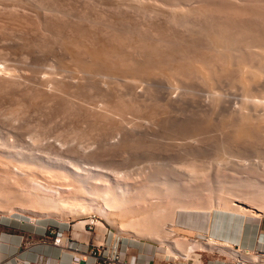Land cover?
Masks as SVG:
<instances>
[{"label":"rangeland","instance_id":"obj_1","mask_svg":"<svg viewBox=\"0 0 264 264\" xmlns=\"http://www.w3.org/2000/svg\"><path fill=\"white\" fill-rule=\"evenodd\" d=\"M15 1L16 0H0V10H2L0 11V14H1L0 15V67L2 66L3 68V69L0 68V73H1L0 74V77H1L0 78V135H1L0 138H2L3 141L5 140V141H8V143H10L4 147L1 144L2 140H0L1 142L0 149L6 150L7 148H9V149H14L16 151V150H21L22 146L28 147V145L30 144L29 148L31 147V149H33V152L37 149L35 151L36 156L43 159V162H44V160H46L47 157H45L43 153L44 154L46 153L42 152L40 154V152L44 148L45 149L47 148L46 150L44 149L45 151H49L52 149L50 151L52 152L54 150L53 146L58 145L60 147L56 151L57 152L59 151V154H61L62 152V155L64 154L66 159H69L70 161L72 160L71 162L74 164H77V167L82 166L81 169H83V166H84L83 164H85L84 162L86 161L92 162L91 160H93L94 158L101 157L100 159L97 158V160H94L92 163H95L96 161L100 163L101 165L105 166L106 169L112 167L117 173L119 172V174L117 175V177H114V175H109L110 179L108 178V181H110V184L108 181L106 180L102 181L101 179L96 183L91 181L90 186H93V183H94L95 188H99V189L102 188L101 193L105 189H111L114 187V189L117 191L119 195L122 193H125L126 195L124 194L123 199L117 202H114L115 204L113 203L115 207H112L113 208V209L111 208L112 210L109 208L108 213L110 214L111 217L112 216L114 217V218L112 217L114 220V223L111 224L105 221L104 219H100L97 212H95V210L92 207H90L96 204L89 203L90 199L88 198V196L86 197V192L82 187L83 184H80V182H76L74 178H72L70 172L66 171V169L71 170L73 168L71 165H68V167L65 166V169L57 168V170H56V167H53L55 168L53 172L52 171L48 172L49 169L52 170L53 168H49V169L42 168L41 169V167H39L38 164H35L33 162L36 159L35 160L31 159L30 156L32 155H28L30 154V152H27L28 156L26 154H23V156L25 155L27 156L26 157L27 164L26 163L21 164L19 165L20 167L19 166L17 167L16 164H13V162H11L12 165L7 164V161L8 163H10L9 162L10 159L8 158L7 160V157L5 158L4 156L3 158V156L1 157L0 155V235H9V236L15 235L16 237L19 238V240L22 239L21 245H25L26 243L28 244L38 239H39V242L43 239H47L48 241H50V236H51V233L49 232L50 230H55V231L62 230V232L64 233L63 235H66L68 237H73L78 247L80 248H84L85 246L89 248V243H102L103 245H107L110 243L109 246L113 245L116 248V250L124 252L125 249H127V252H128L130 251L131 246L141 245L143 247V250L153 255V258L150 260L149 264H152L154 262L155 263L157 262V264H163L168 261L171 264L172 263L174 264H204L210 258L220 259L222 264H240L238 262L239 260L237 259V257L233 256L227 251H224V250L220 251L217 246L213 245L212 246L213 248H212L211 246L204 245L205 247L201 248V247H195L194 244L192 243V242L195 243V240L197 238L196 236H197L198 230H196L197 228L195 227H200L199 232L200 233L202 232L201 234H204V235L211 234L215 230H218V231L220 230V233L223 234L222 236H226L229 238L230 237L235 238V237H238V234L242 236L241 226H243L244 230H248L249 228V235L250 237H253V242H254L255 236H257V238H260L258 237V234H260L261 232L264 233V197H263L264 196V191H263L264 190L263 188L264 187V153H263L264 148H262L264 147V142H262L264 141V137L261 138V135L259 137L257 136L258 138H261L262 141L261 139L256 140L257 139L256 137L252 139L240 138V140H237L236 142H234L231 140L232 138H229L228 136L229 134H227V133H230V129L227 130L225 128V125H226L225 122H228L226 117L229 116L232 110L233 111L236 110V107L238 106V102L243 96L242 94L243 90L240 88V86L236 84L234 80H232L233 75L230 76L231 73H228V76H227V73H225L226 75L222 74L221 77L218 78L219 80L215 79V82L212 84V87H208L200 83V81L196 79L197 78L196 76H195L196 78L193 76L194 78L191 77L189 80L181 81L182 83L179 81L178 87L175 88V90L178 89V91L175 93L176 94L175 97H174L175 94L170 95L167 93L168 91H166L167 90L166 86L160 84L162 82H160L159 84L156 83L157 85L156 84L151 85L148 80L147 82L149 84L145 82L146 80H144L143 83L140 82L141 84L140 83L136 84V86L137 85L139 86L135 87V85H133L134 86L133 87L130 84H126L127 82L124 84L125 81L124 82L121 81V84L116 85V82L113 79L111 80L110 78L109 79L107 77L105 78L103 77V75L101 76V78H99L100 77L99 75H98L99 77H95L97 75L95 76L92 75L91 79L86 78V81L85 79H83L85 84L82 83L83 80L81 79L82 82L79 83L80 85L74 84V86L73 85L71 86L70 85L71 80L70 78H68L69 69L66 70L67 68L64 67L66 66L65 63H68L69 61L66 59V56L63 54V50L59 49V48H62L61 43H59L60 44L59 45L58 42H55V40L59 41V39H56L57 38L56 35H55L56 37H54L55 40L52 39L53 43L54 44L57 43L58 46L52 44L51 43L52 41L49 42V39H50L49 37L51 36L50 35L51 33L44 35L45 31L42 32V29H45V27L42 25L41 22H40L41 24L40 26L44 28L41 27L42 29L37 30L38 21H36L37 18H35L33 14L36 15L37 11L44 12L43 9L46 8L47 10L48 9L54 10L55 13L57 14L60 13V16L67 14L68 16L70 15V17L71 16L80 17L78 15H83L82 17H84L86 15L87 19L89 18V20H92V21L94 19V22L96 21L104 22V19L110 16L113 17L112 15L114 14L112 13H114L115 10L120 6L118 8V10L120 11L115 12L117 13L116 15L118 17L114 16L111 22L112 21L114 22L115 20L116 24H113V25L119 26L122 29L125 27L123 30L126 31L127 34L129 33L128 37L132 38V36H134L133 38L136 39V41L133 39V41L136 43H134L132 40H129V41H132L134 46L135 44L138 46L139 49L135 46L137 50H143L142 49L143 48L142 46H144L143 43L149 44L150 42H147V40L149 39L148 41L152 42L154 36L151 35L150 33L149 35L151 36H148L147 35L148 33L146 34L145 31L143 34H140L139 33L140 28L138 27H140L142 24L147 22L146 18L143 17L146 15L145 12L149 10L148 12H150L149 14H151L154 10H157V8H155L156 6L155 7L149 6V9H148L147 8L148 5L146 7V4L144 6L141 3V2H144L145 0L144 1L142 0L141 1L140 0H126V1L120 0L121 3L117 2V4H119L117 5V7L116 5L115 7L114 5H112L111 0H107V1L106 0H103V1L102 0L100 1L99 0H67V2L66 0H54L56 4H54L53 0H44V2L43 0L42 1L41 0H31V2H29V0H17L18 2H15ZM38 1L39 2L41 1V2L39 3ZM131 1L133 2V4ZM191 1L193 0H190L189 3H183L184 5H182L181 9L186 12L185 9L188 7L190 3L191 4L196 3L198 7H196L197 5L195 4L191 5V11L188 10L185 13L187 16L185 15L182 18L180 17L181 19H178L177 22L175 20L174 21L172 20L174 23H176V26L174 25L173 22H171L170 17L168 18L169 15L165 17L167 13L165 15H160L159 18H161V16L162 17L164 16L163 17L164 20L163 18L162 20L165 21V23L170 24L171 22L175 26L176 29L174 28L173 25H171L172 28H170V25L166 24V26L168 25L170 29H173L172 30L173 32L170 30L171 33H174V31L176 30L177 34H179L183 30L182 29L183 26L181 24L183 23L185 24L186 21H189L190 19L192 21L193 19L199 16L197 14L198 8L201 5L204 6V4H202L201 2L200 3L197 2V0H195L196 2L193 1V3ZM228 1L227 0L226 1L213 0V3L212 2H210L211 4L208 3L207 6H204L202 10L205 11V9L211 5V8L213 11L208 10V9H207L208 12L205 11L208 15H209V12L210 13L213 12L211 14H214L215 16L216 15L223 16V15H226L227 14L226 11H228L227 16H229V13L232 12L229 16L230 18L234 16L235 12H236L235 16L239 15L238 17H241L242 15H244V13H246L245 11L244 13L239 12V11L244 10L243 7H247L248 10H250L251 8L254 9L256 7V9L259 11V9L261 7L263 8L264 6L261 4V3H264V1H261V0L259 1L246 0V2L243 1L246 4L249 1L246 6H244L245 3L243 4V2H242L243 5L241 3L238 5L234 2V6H233L232 5L233 3H230L233 1L230 0L229 2L230 4L227 3ZM35 2L36 3L38 2L37 5ZM108 2H109V5H108ZM224 2L226 4H224ZM256 2L259 3L261 7H257L258 4H256ZM51 3H53L54 5ZM71 3L73 4L71 5ZM126 3H129V5L131 4L130 7ZM214 4L217 5L218 10L217 8H215L216 6H213ZM228 4H229L228 6L229 8L226 9V6ZM249 4H250V7H249L250 9L248 8ZM110 5L111 7L112 6L114 7L112 8L113 10L115 9L114 11H112ZM132 5L133 6L135 5V7L133 8ZM230 5L233 6L231 8L232 10H229ZM87 6L89 8H87ZM37 7L39 8L41 7L40 10L39 8L36 9ZM136 7H139V9H137ZM151 7L153 9L152 12H151ZM184 7L185 9H183ZM195 7L197 8L196 10H194ZM92 8L96 9V11ZM125 8L126 9L130 8L131 11L130 9L126 10ZM140 8H143V9H141L140 11ZM102 9L104 11H101ZM145 9L146 10L148 9V10L146 11ZM188 9H190V7H188ZM222 9L224 10L226 9V10L221 12ZM109 10L112 12L109 13ZM121 10L122 11L124 10V13L123 12L121 13ZM215 10L218 13L219 12L220 13L215 14L217 13ZM75 11L79 14L75 15L74 14L76 13ZM251 11L250 12L247 11V12L251 13ZM258 11H255V12L257 13ZM155 12H156L155 16H159L160 12L158 11H155ZM165 12L167 11H164V13ZM223 12H226V14H223ZM238 12L240 14H238ZM92 13L93 15H91ZM161 13H163V11H161ZM107 14H112V15L107 16ZM253 14L251 13L250 15H253ZM208 15H206L205 18H207ZM147 16H151V18L153 19L155 18V16H152V15H147ZM57 17L59 16L53 17L54 19L52 20L49 19L48 20L49 23L50 21L51 22L59 21L60 17L59 19H57ZM122 17L125 18V20ZM252 17L254 18L252 19V21L255 20V17H256L255 21H257L260 15L259 16L255 15V17L254 16ZM62 18L63 17L61 16V19ZM166 18H168L169 22L166 21L167 20ZM229 18H226L225 21L228 20ZM65 19H62V21ZM73 19L75 20V18ZM81 19H79L78 21H81V23H83L84 20L83 18ZM129 19L131 20L128 22ZM157 20H158V17L156 21ZM162 20L159 19L158 21L163 22ZM180 20H181V23H180ZM209 20L211 19L207 18L208 22ZM24 21H25V24H24ZM34 21H35V24H34ZM66 22L67 20H65V23ZM75 23L77 24V22ZM62 24H64V21ZM160 26L163 27V25H160ZM207 27H206V32L208 31ZM187 29L189 30V28ZM208 29H211V27H209ZM131 31L133 33H131ZM41 32L43 33V35H41ZM184 32L188 33V34L185 33V35L187 36L190 33V31L189 32L184 31ZM165 34H162V36ZM139 35L142 37H139ZM166 35H169V36H166ZM166 35L165 36L167 38L169 37L168 41H166L167 38L163 36L164 38H166V39H164L163 37L161 38L165 40V41L163 40L161 41L163 42L162 44L163 46H161L159 42V46L157 48L161 46V48L163 49L164 44L168 43L167 45H165L166 50H169V52L173 48L175 50V47L173 48L171 47V49H169L170 47L168 48L166 47V46H170V44L173 46L177 45L174 42H172L173 40L171 37L172 35L171 36L170 34H166ZM46 36H49L47 37L49 39H46ZM53 36L54 35H52V38ZM137 37H139L138 39L142 38L139 40V42L143 44V45L142 44L140 45L142 48H140L139 45L137 44L138 42ZM193 37L194 39L197 40L196 33H194ZM193 37L191 38L193 39ZM37 38L40 39V41ZM28 40H31V41H28ZM47 40L49 44L51 45L48 44ZM141 40H145V42L144 41L142 42ZM169 40L173 44L170 43ZM23 41L26 44L27 42L28 43L30 42L29 44L31 46L29 47V44H28L27 47L29 48L27 49V47L25 46L26 44L24 43L21 44V42ZM152 44L150 43L149 45L150 49L154 47V45ZM21 45H23V47H21ZM52 45H53V48H51ZM146 47H148V45ZM180 48H179L180 50L178 48L176 49H178V51H180L181 53L182 51H184L185 48L184 47H180ZM144 52H146V50L142 51V53L145 55ZM166 52H167L166 54L169 56L170 53H168V51ZM163 56H162V59L165 58V53L163 54ZM63 61H65V63ZM164 61L166 62L167 60H164ZM1 63L3 65H1ZM7 64H8V67L9 65L11 66L7 68L9 69V71H12L13 68L16 69L15 67H17L19 71L17 69H16L17 71L13 70L11 72L12 74L14 72L13 75H10L11 73H6L5 71H7V69L4 68V65H7ZM20 65L21 66L24 65V67L27 68L28 70L27 72H29L30 74L29 77H25L24 74L22 73H21L22 75L20 74L21 70H23L20 68L21 67ZM64 68L67 71V74ZM45 70L50 71V73L52 72L51 74L52 76L50 78L45 77V75L44 76L40 75V74H45L46 72ZM63 71L65 72V74H63ZM60 72L61 74H58ZM5 77H7L8 81L6 80ZM93 77H95V81L92 79ZM102 78L104 81L100 80ZM13 80H15L14 84H13ZM19 81H20V84H19ZM55 81L60 84L57 85ZM159 81H162V79H160ZM61 82L66 83V84L62 83L63 88L66 86V89L59 87V86H62ZM104 82L107 83V85L104 84ZM44 85L46 86V88ZM76 85H77V89L75 87ZM261 85L263 87H261ZM261 85L260 87L258 86L257 88H253L252 92H250L251 95L252 93H254L253 97L256 100L261 99L262 98L261 96H263L264 94L263 92L264 84L262 83ZM67 86L71 88H68ZM22 87H24V89ZM40 87L41 89H38ZM51 87H53L55 91L53 89L52 91ZM67 88L70 90H67ZM259 88H260V91H259ZM35 89H37L38 91ZM255 89H257V91ZM103 90H105L106 92ZM261 90L263 93L261 92ZM46 91L49 93L52 91V93L58 94V95L54 96L51 93L53 95L51 97L53 98H50V94L48 93L45 94ZM41 92L42 94L44 92L45 95L44 94L42 95ZM60 93L62 97L60 96ZM257 94L258 95L261 94V95L258 96ZM32 95L37 96L36 99H38L39 101L38 100L35 101V98ZM40 95H42L43 97ZM64 95H65V98L63 97ZM46 96L47 97L49 96L51 101L47 99V102H46L45 100ZM30 97L31 99L33 97L34 98L33 100L36 103L33 100H31ZM173 97L176 99L175 100L172 99ZM58 98H60V100ZM212 98L216 101L217 105L215 104V102H212L213 101ZM107 99L108 101H106ZM56 100H59L61 102H58ZM110 100L113 101L114 103H110L111 102ZM31 101H32V104L31 103L29 104L28 102H31ZM33 102H34V105L36 104L35 106L33 105ZM122 104L123 105L125 104L127 107L125 105L123 106ZM145 104H147V106ZM210 104L211 105L215 104L216 108L213 105L210 106ZM27 105H28V108H27ZM30 105H32V107ZM94 106L97 109L101 108L100 110L103 112V113L101 112L102 115L98 113L100 112V110L98 111L97 109L93 108ZM120 106L122 107L120 108ZM123 107L125 108V110H123L124 109ZM150 111L156 112L154 113L155 118L154 119L152 118L153 121L151 118H149L152 116L148 115ZM104 112H109V113H104ZM98 114L100 116H98ZM104 114L105 115L107 114V115L105 116ZM103 116L105 118H103ZM257 134H259V132ZM263 134L262 136H264ZM250 140L252 141L250 142ZM51 145L53 146L51 147ZM100 145L102 147H100ZM55 148H57V146ZM259 150H261L260 153L262 154H258L259 152L257 153V151ZM14 155H15V152H14ZM53 155L52 154L50 155L51 157L50 160L49 159L46 160L47 162L48 161L50 162H48V164L45 163L47 164L45 166H50V165L55 166L57 164L58 162L57 160H56L57 162L54 160H51L52 158L57 157L56 155L55 157ZM89 157L91 160L88 159ZM11 158H15V157H11ZM36 161L38 162V160ZM194 164L197 166H195ZM188 165H191L192 167ZM12 166H14L15 169H13L14 167L12 168ZM16 168H18L17 170H19V173H17L18 171L17 172L14 171L16 170ZM112 168L110 171L113 170ZM81 169H78L80 171L77 173L80 174L81 172V175L84 176L83 174L84 171H81ZM32 172L34 173L32 174ZM191 172H193L194 175ZM190 174L193 175L194 177L193 176L191 177ZM31 178H34V179H31ZM168 179L171 181V183L178 184V190L176 191L171 190L172 186L169 185L171 183H169L170 181H168ZM160 182L164 184H161ZM31 185L37 188V190L40 193H42L41 195L48 196L56 200L59 199L60 202L63 201L62 206H61L62 208L59 206L60 208L54 209L50 206L47 207V205L45 204L35 203L36 202L34 200L35 194L34 195L30 194V191L32 188ZM157 187H160L162 189L157 188ZM119 188L123 191L121 192ZM260 188L263 190H261ZM236 198L241 201L237 202V200H235ZM108 199H106L107 203L109 202ZM93 202L94 203L98 202L99 204L102 203V201L100 200L98 201L97 198H94ZM105 202L106 201L104 200V203ZM235 204L239 206H243L244 208L249 209V211L239 210L236 212L235 210V212H230L224 209L225 207H233ZM183 206L189 207L191 209L196 208V210L178 211ZM194 213L197 215H195ZM183 215L184 217H182ZM73 227L76 228V230H74ZM169 230L171 232H167ZM170 233H175V236H172L170 238L169 236ZM165 234H168L169 237H167V240H162L164 238L161 236H165ZM176 234L180 236L177 237ZM155 235L158 236L159 240ZM169 239H171L173 242L170 243ZM172 243L174 244V246L176 244L178 255L173 254L170 250L167 249L168 246L166 244L172 245ZM256 244H257L256 242H254V244L249 242L250 247L249 246L248 247L255 249L257 247ZM190 245H193L194 249L192 250L189 249ZM242 249H245V247L243 246ZM259 249L261 251H264V245L263 247H259ZM182 253L185 255L183 256ZM214 260L210 261V263H212ZM71 261H72V264H81L82 262L81 260L77 262L72 259ZM25 262L26 264H47V263H40V262L36 263L35 261H29V260ZM142 262H145V261H142ZM20 264H24V261L20 262ZM245 264H264V258L260 260L257 259L256 261L255 260L246 261Z\"/></svg>","mask_w":264,"mask_h":264},{"label":"bare ground","instance_id":"obj_2","mask_svg":"<svg viewBox=\"0 0 264 264\" xmlns=\"http://www.w3.org/2000/svg\"><path fill=\"white\" fill-rule=\"evenodd\" d=\"M42 1V0H41ZM40 1V2H41ZM54 1V0H53ZM100 1V0H99ZM103 1V0H102ZM107 1V0H106ZM112 1V5H114V7H115V5H116V7H117V5H119V4H117V2H120V0H111ZM126 1V0H125ZM141 1V0H140ZM142 1H144V0H142ZM147 1V2H146ZM187 0H153V1H151V0H145L144 2H141L142 3V5H144L145 6V4H146V7H147V5H148V9H149V6H152V7H155V8H157V10H154L153 12H152V7H151V12L154 14H149L150 12H148L146 9V11L147 12H145L146 13V17L145 16H143V14H142V16L144 17V18H146V23H144V24H142L140 27H138V28H140V30H139V33L140 34H143L144 33V31H145V33L148 35V36H151V35H153L154 37H153V41L151 42V41H148L147 39V42H150L152 45H154V47H152V45H151V49L149 48L150 46V43L149 44H147V43H143L144 44V46H145V44H146V46L148 45V47H144V46H140L142 43H140L139 42V40L140 39H142V38H140V39H138L139 37H142V36H140L139 35V37H137V44L139 45V47L140 48H142L144 51L146 50V52H144L145 53V55L142 53V51L143 50H137L136 49V47L138 48V46L135 44V46H134V44H133V39L136 41V39L135 38H133L134 36H132V38L131 37H128V34L126 33V31H124L123 29L125 28H120L119 26H115V25H113V24H116V22H115V20H114V22L112 21L111 22V20H113V17L114 16H117L116 14L117 13H115V12H117V11H120V10H118V8L120 7H118L116 10H115V12L114 13H112V14H114V15H112V14H107V16L108 15H112L113 17H108V18H106V19H104V22L103 21H96V22H94V19L93 18H91V19H93V21L92 20H89V18L87 19V16L85 15L84 17H86V18H84V17H82L83 15H78V16H80L81 18H83V20L84 21H86V22H84L83 21V23H81V21H78L79 19H81L80 17H75V16H71L70 17V15L68 16L67 14H64V15H61L63 18L62 19H65V20H67V22L65 23V20H63L64 21V24H62L63 23V21H62V19H61V16H60V13L59 14H57V13H55V11L54 10H47L46 8V11H45V9H43V11L44 12H42V11H37V14L36 15H34L33 14V16H35V18H37L36 19V21H38L37 22V25H38V28H37V30H39V29H42V28H44L45 27V29H42V32H44L45 31V33H44V35H47V34H50L51 36L49 37V36H46V39H49V42L50 41H52V39L53 40H55V38L54 37H56L57 36V38L56 39H59V41H56L55 40V42H58V44L59 43H61V45H62V48H59V49H62L63 50V54L66 56V59L69 61L68 63H65V61H63L65 64H66V66H64V67H66L67 69L66 70H68L69 72H68V78H70V85L72 86H74V84H79L80 82H82L81 81V79L83 80V79H85V81H86V78L87 79H91V76L93 75V76H95V75H97V76H95V77H99V78H101V76L103 75V77H107L108 79L110 78L111 80L113 79L115 82H116V85H118V84H121V81H125L124 82V84L126 83V84H130V85H135V87H137V86H139V85H137L136 86V84H139L140 82H142L143 83V81L144 80H146L145 82H147V80L149 81V83L152 85H155L156 83L157 84H159L160 82H162V83H160L161 85H165L166 86V88H167V90L166 91H168L167 93L168 94H170V95H174L177 91H178V89H176L175 90V88H177L178 87V82L180 81H186V80H189L191 77H195L196 79H198L199 81H200V83H202L203 85H205V86H208V87H212V84L215 82V79H218L219 77H221V75L222 74H224V75H226L225 73H227V76H228V73H231L230 74V76L231 75H233L232 76V80H234L235 82H236V84L238 85V86H240V88L243 90V92H242V94H243V96L241 97V99L239 100V102H238V106L236 107V110L235 111H231V113L229 114V116H227L226 118H227V120H228V122H225V128L227 129V130H229L230 129V133H227V134H229L228 136H229V138H232L231 140L232 141H234V142H236L237 140H240V138H246V139H252V138H256L257 136L259 137L260 135H261V138L262 137H264V136H262V134L264 133L263 131H264V94H263V96H261L262 98L261 99H259V100H256L254 97H253V94L254 93H252V95L250 94V92H252V89L253 88H257L258 86L260 87V85L263 83L264 84V6H263V8L260 6V4L259 3H257L256 2V4H258V6L257 7H261L260 9H259V11L256 9V7L254 8V9H252V11H251V9L249 8L250 7V4H249V6H248V8L250 9V10H248L247 9V7H243V11H239V10H237V11H239L240 13H244V11L246 12V13H244V15H242L241 17H238L239 15L238 14H240L239 12H238V16H235L236 15V12H235V14H234V16H233V14H232V16L233 17H230V18H232V19H230L229 18V16H230V14L232 13H229V16H227V14H228V11H226L227 12V14H226V12H223V14H226V15H221V16H218V15H214V14H211V13H213V12H209V15L205 12V11H207L208 12V10H212V8H211V5L210 6H208L206 9H205V11L204 10H202L203 9V7L204 6H207V4L208 3H210V2H212L213 3V0L212 1H210V0H197V2H201L202 4H204V6H200V4H199V8H198V11H197V14L199 15L198 17H196L195 19H193L192 21H191V19L189 20V21H186V23L184 24L183 22V24H181L182 26H180V27H182V31L179 33V34H177V32H176V30L174 31V33H171V31L173 30V29H170V28H172L171 27V25H173L171 22H173L174 20L177 22V20L178 19H181L183 16H185L186 14V12L189 10V11H191V5H197L196 3H193V1L194 2H196L195 0H193V1H191L193 4H186V5H188V7H190V9H188V7L187 6H185V7H187L186 9H185V7L183 8V9H185L186 10V12L185 11H183L182 9H181V7H182V5H184L183 3H189L190 2V0L189 1H187ZM217 1V0H216ZM219 1V0H218ZM224 1H226V0H224ZM228 1V0H227ZM231 1H233V2H230V0L227 2V3H233L232 5L234 6V2L236 3V4H242V2L243 1H245L246 2V0H231ZM250 1V0H249ZM248 1V2H249ZM255 1H259V0H255ZM261 1H264V0H261ZM10 2V1H9ZM15 2H18L17 0L15 1ZM29 2H31V0H29ZM39 2V1H38ZM37 2V3H38ZM39 2V3H40ZM43 2H44V0H43ZM57 2V1H56ZM66 2H67V0H66ZM72 2V1H71ZM132 2V1H131ZM137 2H139V1H137ZM203 2H205V3H203ZM245 2H243V4L245 3ZM248 2H247V4H248ZM252 2V1H251ZM20 3V2H19ZM36 3V2H35ZM37 3H36V5H37ZM47 3V2H46ZM59 3V2H58ZM121 3V2H120ZM135 3V2H134ZM144 3V4H143ZM229 3V4H230ZM254 3V2H253ZM22 4V3H21ZM43 4V3H42ZM51 4H53V3H51ZM54 4H56L55 3V1H54ZM53 4V5H54ZM73 3H71V5H72ZM88 4H89V2H88ZM98 4V3H97ZM110 4H111V2H110ZM123 4V3H122ZM126 4H128L129 5V3H126ZM132 4H133V2H132ZM211 4V3H210ZM224 4H226L225 2H224ZM229 4L226 6V9H228L229 7ZM242 4V5H243ZM246 3H245V5L244 6H246L247 5ZM255 4V3H254ZM262 5H264V3H261ZM6 5V4H5ZM16 5H18V4H16ZM50 5V4H49ZM58 5V4H57ZM76 5V4H75ZM80 5V4H79ZM83 5V4H82ZM91 5V4H90ZM94 5V4H93ZM92 5V6H93ZM108 5H109V2H108ZM131 5V4H130ZM130 5H129V7H130ZM137 5V4H136ZM141 5V6H142ZM23 6V5H22ZM27 6V5H26ZM32 6V5H31ZM30 6V7H31ZM41 6V5H40ZM47 6V5H46ZM61 6V5H60ZM67 6V5H66ZM85 6V5H84ZM107 6V5H106ZM123 6V5H122ZM121 6V7H122ZM127 6V5H126ZM133 6V5H132ZM141 6H139V7H141ZM213 6H216L215 8H217V10H218V7H217V5L216 4H214ZM225 6V5H224ZM233 6H231L230 5V9L229 10H232L231 8L233 7ZM44 7V6H43ZM48 7V6H47ZM52 7V6H51ZM59 7V6H58ZM62 7V6H61ZM75 7V6H74ZM95 7V6H94ZM100 7V6H99ZM110 7H111V5H110ZM113 6L111 7V9L112 8H114ZM124 7V6H123ZM122 7V8H123ZM135 7V5L133 6V8ZM139 7H136L137 9H139ZM146 7H144V8H146ZM196 7H198V5L196 6ZM195 7V9L194 10H196L197 8ZM211 9H210V8ZM222 7V6H221ZM236 7H238V6H236ZM39 7H37L36 9H38ZM41 8V7H40ZM40 8H39V10H40ZM55 8H57V7H55ZM54 8V9H55ZM63 8V7H62ZM61 8V9H62ZM73 8V7H72ZM80 8V7H79ZM82 8V7H81ZM87 8H89L88 6H87ZM96 8V7H95ZM103 8V7H102ZM132 8V7H131ZM154 8V9H155ZM224 8V7H223ZM245 8H246V10H245ZM68 9V8H67ZM91 9V8H90ZM92 9H94V8H92ZM98 9H100V8H98ZM121 9V8H120ZM126 9V8H125ZM128 9V8H127ZM126 9V10H127ZM130 9V8H129ZM128 9V10H129ZM141 9H143V8H140V11H141ZM208 9V10H207ZM221 9V8H220ZM225 9V10H226ZM238 9V8H237ZM241 9V8H240ZM8 10V9H7ZM22 10V9H21ZM32 10V9H31ZM35 10V9H34ZM56 10V9H55ZM72 10V9H71ZM76 10V9H75ZM78 10V9H77ZM80 10V9H79ZM89 10V9H88ZM95 11H96V9H94ZM113 9H112V11H114ZM224 9H222L221 10V12L222 11H225ZM235 10V9H234ZM242 10V9H241ZM0 11H2V10H0ZM18 11V10H17ZM58 11V10H57ZM68 11V10H67ZM73 11V10H72ZM81 11V10H80ZM99 11V10H98ZM101 11H104L103 9L101 10ZM106 11V10H105ZM112 11H110L109 10V13H111ZM130 11H131V9H130ZM155 11H158V12H160L161 13V11H163V13H164V11H167V12H165L164 14L163 13H159V16H155L156 15V12ZM213 11V10H212ZM216 11V10H215ZM220 11V10H219ZM250 12L251 11V13L253 14V13H255V14H253V15H250L251 13H248V12ZM255 11H258L257 13L255 12ZM28 12V11H27ZM34 12H36V11H34ZM59 12V11H58ZM66 12V11H65ZM69 12H71V11H69ZM76 12V11H75ZM92 12V11H91ZM124 13V10L122 11L121 10V13ZM137 12V11H136ZM158 12H157V14H158ZM217 12V11H216ZM230 12V11H229ZM31 13V12H30ZM67 13V12H66ZM104 13V12H103ZM120 13V14H121ZM127 13V12H126ZM138 13V12H137ZM148 13V14H147ZM167 13V14H166ZM206 13V14H205ZM220 13V12H219ZM218 12L217 13H215V14H219ZM3 14V13H2ZM63 14V13H62ZM75 15L76 14H79V13H74ZM80 14H82V13H80ZM99 14V13H98ZM97 14V15H98ZM130 14V13H129ZM166 14V16L165 17H167V15H169L168 16V18L170 17V20H171V22H170V24H168V23H165V21H163L164 20V16L162 17L161 16V18H159L160 17V15H165ZM188 14V13H187ZM201 14V15H200ZM250 15V17H249V15ZM1 15V14H0ZM10 15H12V14H10ZM19 15H20V13H19ZM89 15V14H88ZM91 15H93V13L91 14ZM90 15V16H91ZM118 15H119V13H118ZM123 15V14H122ZM122 15H120V16H122ZM128 15V14H127ZM137 15V14H136ZM147 15H152V16H155V18L157 19V17H158V20L160 19V20H162V18H163V22L165 23H163V22H159L158 20L156 21V19L154 18H151V16H147ZM206 15H208V17L207 18H210L211 20H209V22L207 21V18H205L206 17ZM255 15L256 16H259L260 15V17L257 19V21H255L256 20V17H255ZM29 16V15H28ZM55 16H59L60 17V20L59 21H55V22H51L50 21V23H49V19H54L53 17H55ZM95 16V15H94ZM133 16V15H132ZM141 16V15H140ZM187 16V15H186ZM244 16V17H243ZM252 16H254L255 17V20L254 21H252V19H254ZM52 17V18H51ZM59 17H57V19H59ZM92 17V16H91ZM101 17V16H100ZM118 17V16H117ZM124 17V16H123ZM122 17V18H123ZM130 17V16H129ZM135 17V16H134ZM181 17V18H180ZM229 18L228 20H226L225 21V19L226 18ZM73 18H75V20L73 19ZM77 18V19H76ZM98 18V17H97ZM127 18V17H126ZM168 18H166L165 20L166 21H168L169 22V20H168ZM56 19V20H57ZM96 19V18H95ZM103 19V18H102ZM101 19V20H102ZM124 20H125V18H123ZM128 19V18H127ZM82 20V19H81ZM131 19H129L128 20V22L130 21ZM140 20V19H139ZM173 20V21H172ZM184 20V19H183ZM188 20V19H187ZM12 21V20H11ZM90 21V22H89ZM120 21V20H119ZM135 21V20H134ZM207 21V22H206ZM17 22V21H16ZM23 22V21H22ZM33 22V21H32ZM40 22L42 23V25L44 26V27H42V26H40L41 24H40ZM56 22H57V24H56ZM61 23V24H59V23ZM75 22H77V24L75 23ZM128 22H127V24H128ZM139 22V21H138ZM7 23H8V21H7ZM21 23V22H20ZM39 23V24H38ZM85 23V24H84ZM119 23V22H118ZM141 23V22H140ZM163 23V24H162ZM174 23V22H173ZM180 23H181V20H180ZM24 24H25V21H24ZM30 24V23H29ZM34 24H35V21H34ZM84 24V25H83ZM126 24V25H127ZM163 25V27H161L160 25ZM166 24H168V25H170V28H169V26L167 25L166 26ZM179 24V23H178ZM3 25V24H2ZM28 25V24H27ZM32 25V24H31ZM30 25V26H31ZM123 25H125V24H123ZM133 25V24H132ZM138 25V24H137ZM174 25L176 26V23H174ZM173 25V26H174ZM121 26V25H120ZM130 26V25H129ZM167 27V28H165V27ZM175 26H174V28H175ZM208 26V27H207ZM33 27V26H32ZM42 27V28H41ZM47 27V28H46ZM123 27V26H122ZM206 27H207V32H209V33H207L206 32ZM209 27H211V29H208ZM34 28V27H33ZM98 28H100V29H98ZM131 28V27H130ZM134 28V27H133ZM178 28V27H177ZM187 28H189V30L187 29ZM15 29V28H14ZM35 29V28H34ZM176 29V28H175ZM23 30V29H22ZM36 30V31H37ZM127 30V29H126ZM136 30H138V29H136ZM136 30H134V31H136ZM171 30V31H170ZM191 30H193V31H191ZM12 31H14V30H12ZM41 31V30H40ZM140 31H142V32H140ZM180 31V30H179ZM184 31H190V33H189V35L187 36V35H185V33L186 34H188L187 32H184ZM218 33H217V32ZM41 32V35H43V33ZM128 32V31H127ZM165 32H166V34H170V36L172 37V42H174L175 44H177V45H171L170 44V46H166L167 48L168 47H170L169 49H171V47L173 48V47H175V50H174V48L173 49H171L170 50V52H169V50H166V48H165V45H167L168 43H165L164 44V48L162 49L161 48V46H163L162 44H163V42H161L163 39H161L163 36L164 37H166V36H169V35H166L165 34ZM173 32V31H172ZM24 33V32H23ZM38 33V32H37ZM40 33V32H39ZM131 33H133L132 31H131ZM149 33L151 34V35H149ZM193 33V34H192ZM194 33H196V36H197V40L196 39H194V37H193V35H194ZM217 33V34H216ZM136 34V33H135ZM162 34H165V35H163L162 36ZM52 35H54L53 36V38H52ZM56 35V36H55ZM134 35V34H133ZM137 35V34H136ZM185 36H187V37H185ZM24 37H26V36H24ZM23 37V38H24ZM41 37V36H40ZM43 37V36H42ZM47 37H49V38H47ZM100 37V38H99ZM163 37V38H164ZM191 37H193V39L191 38ZM20 38V37H19ZM31 38V37H30ZM45 38V37H44ZM129 38V39H128ZM145 38V37H144ZM143 38V39H144ZM150 38V37H149ZM152 38V37H151ZM167 38V37H166ZM166 38H164V39H166ZM169 38V37H168ZM168 38L166 39V41H168ZM17 39V38H16ZM25 39V38H24ZM38 39V38H37ZM171 39V38H170ZM18 40V39H17ZM39 41H40V39H38ZM129 40H132V41H129ZM25 41V40H24ZM24 41L23 42H21V44L22 43H24ZM28 41H31V40H28ZM142 42L144 41L145 42V40H141ZM163 41H165V40H163ZM27 42V41H26ZM34 42V41H33ZM36 42V41H35ZM47 42H48V40H47ZM49 42H48V44H49ZM159 42H160V44H161V46L159 47V48H157L158 46H159ZM169 42H170V40H169ZM172 42H170V43H172ZM13 43V42H12ZM30 43V42H29ZM28 42H27V44L26 43H24V44H26L25 46L27 47V45L29 44ZM37 43V42H36ZM35 43V44H36ZM52 44H54L53 43V41L51 42ZM134 43H136V42H134ZM140 43V44H139ZM10 44V43H9ZM19 44V43H18ZM34 44V45H35ZM42 44V43H41ZM142 44V45H143ZM173 44V43H172ZM14 45V44H13ZM37 45V44H36ZM47 45V44H46ZM49 45H51V44H49ZM54 45H57V43L56 44H54ZM60 45V44H59ZM157 45V46H156ZM19 46V45H18ZM31 45L29 44V47H30ZM33 46V45H32ZM45 46V45H44ZM58 46V45H57ZM21 47H23V45H21ZM29 47H27V49L29 48ZM60 47V46H59ZM180 47H184L185 49H184V51H185V53H184V51H182L181 53H180V51H178V49L180 48ZM51 48H53V45H52V47ZM147 48V49H146ZM176 48H178V49H176ZM44 49V48H43ZM139 49V48H138ZM148 49H150V50H148ZM158 49H160V50H158ZM181 49V48H180ZM179 49V50H180ZM183 49V48H182ZM147 50H148V52H147ZM166 51H168V53H170V55L168 56L166 53ZM29 53V52H28ZM165 53V58H163L162 59V56H163V54ZM62 54V55H63ZM167 56V57H166ZM64 57V56H63ZM164 57V56H163ZM65 59V60H66ZM55 60V59H54ZM62 60H64V59H62ZM66 60V61H67ZM164 60H167L166 62L164 61ZM25 62V61H24ZM62 62V61H61ZM4 63V62H3ZM59 63V62H58ZM60 64V63H59ZM62 64V63H61ZM64 64V65H65ZM1 65H3L2 63H1ZM11 65H13V64H11ZM19 65V64H18ZM80 65V66H79ZM21 66V65H20ZM58 66V65H57ZM63 66V65H62ZM78 66V67H77ZM9 67H11L10 65H9ZM8 67V64L7 65H4V68H9ZM19 67V66H18ZM0 68H2V66L0 67ZM12 68H13V66H12ZM16 69H17V67H15ZM21 69H23V70H21V72H20V74L22 73V74H24V76L25 77H29L30 76V74H29V72H27L28 70H27V68L26 67H24V65H22L21 67H20ZM42 68V67H41ZM61 68V67H60ZM81 68V69H80ZM3 69V68H2ZM16 69H14L13 68V70H16ZM24 69H25V71H24ZM12 70V69H11ZM12 70V71H13ZM18 70V69H17ZM16 70V71H17ZM31 70V69H30ZM56 70V69H55ZM64 70H65V68H64ZM65 70V71H66ZM12 71H9V69H7V71H5L6 73H11ZM19 71V70H18ZM46 71V70H45ZM60 71V70H59ZM3 72V71H2ZM56 72V71H55ZM1 74V73H0ZM13 74H14V72H13ZM12 73L10 74V75H13ZM16 74V73H15ZM21 74V75H22ZM52 72L50 73V71H46L45 72V74H40L41 76L43 75H45V77H47V78H50L52 75ZM55 74V73H54ZM58 74H61V72L60 73H58ZM63 74H65V72L63 71ZM66 74H67V71H66ZM18 75V74H17ZM99 75V76H98ZM8 76V75H7ZM19 76V75H18ZM54 76V75H53ZM57 76V75H56ZM62 76V75H61ZM67 76V75H66ZM44 77V78H45ZM95 77H93L92 79L95 81ZM193 77V78H194ZM223 77V76H222ZM1 78V77H0ZM6 78V80H7V77H5ZM8 78H10V77H8ZM21 78V77H20ZM42 78V77H41ZM63 78V77H62ZM225 78V77H224ZM229 78V77H228ZM15 79V78H14ZM26 79V78H25ZM35 79V78H34ZM59 79V78H58ZM64 79V78H63ZM107 79V80H108ZM160 79H162V81H159ZM19 80V79H18ZM17 80V81H18ZM30 80V79H29ZM44 80V79H43ZM60 80V79H59ZM98 80V79H97ZM96 80V81H97ZM100 80H103V78L102 79H100ZM106 80V81H107ZM219 80V79H218ZM217 80V81H218ZM8 81V80H7ZM14 81L15 80H13V84H14ZM16 81V82H17ZM28 81V80H27ZM69 81V80H68ZM104 81V80H103ZM105 81V82H106ZM114 81H113V83H114ZM6 82V81H5ZM45 82H46V80H45ZM56 82V81H55ZM88 82H90V81H88ZM104 82V84H106L107 85V83H105ZM122 82V83H123ZM11 83V82H10ZM25 83V82H24ZM57 83V82H56ZM62 83L63 82H61V85H62ZM82 83H84L85 84V82H84V80H83V82ZM87 83V82H86ZM92 83V82H91ZM95 83H97V82H95ZM95 83H93V84H95ZM103 83V82H102ZM102 83H101V85H102ZM112 83V82H111ZM133 83V84H132ZM148 83V82H147ZM148 83V84H149ZM182 83V82H181ZM3 84V83H2ZM1 84V85H2ZM5 84V83H4ZM12 84V85H13ZM19 84H20V81H19ZM40 84V83H39ZM47 84V83H46ZM60 83H57V85H59ZM63 84H66L65 82L63 83ZM68 84V83H67ZM141 84V83H140ZM145 84V83H144ZM156 84V85H157ZM221 84V83H220ZM17 85V84H16ZM23 85V84H22ZM30 85V84H29ZM52 85H54V84H52ZM80 85V84H79ZM88 85H89V83H88ZM99 85V84H98ZM101 85H100V87H101ZM105 85V86H106ZM123 85V84H122ZM130 85H129V87H130ZM182 85V84H181ZM4 86V85H3ZM10 86V85H9ZM40 86V85H39ZM42 86V85H41ZM45 86V85H44ZM65 86V85H64ZM82 86V85H81ZM94 86V85H93ZM150 86V85H149ZM12 87V86H11ZM25 87V86H24ZM24 87H22L23 89H24ZM54 87V86H53ZM53 87H51V90L53 89ZM59 87H62L63 88V85L62 86H59ZM68 87V86H67ZM76 87V89H77V85L75 86ZM97 87V86H96ZM110 87H111V85H110ZM123 87V86H122ZM134 87V86H133ZM261 87H263L262 85H261ZM37 88V87H36ZM45 88H46V86H45ZM56 88H57V86H56ZM62 88H61V90H62ZM68 88H71V87H68ZM67 88V90H70V89H68ZM78 88H79V86H78ZM83 88H85V87H83ZM105 88V87H104ZM112 88H114V87H112ZM116 88V87H115ZM128 88V87H127ZM139 88V87H138ZM143 88V87H142ZM163 88V87H162ZM207 88V87H206ZM214 88V87H213ZM6 89V88H5ZM11 89V88H10ZM19 89V88H18ZM38 89H41V87L40 88H38ZM59 89V88H58ZM63 89H66V86L63 88ZM89 89V88H88ZM208 89V88H207ZM262 89V88H261ZM8 90H9V88H8ZM17 90V89H16ZM22 90V89H21ZM26 90V89H25ZM35 90H37V89H35ZM34 90V91H35ZM54 90V89H53ZM52 90V91H53ZM57 90V89H56ZM85 90V89H84ZM135 90V89H134ZM256 91H257V89H255ZM263 90V89H262ZM262 90H261V92H262ZM7 91V90H6ZM14 91V90H13ZM28 91V90H27ZM31 91V90H30ZM38 91V90H37ZM49 91V90H48ZM52 91L49 93V92H45V94L46 93H48V94H50V98H53V97H51V96H55V95H58V94H54V93H52ZM55 91V90H54ZM103 91H105V90H103ZM115 91V90H114ZM117 91H119V90H117ZM124 91V90H123ZM137 91V90H136ZM149 91V90H148ZM165 91V92H166ZM202 91H203V89H202ZM259 91H260V88H259ZM8 92V91H7ZM21 92V91H20ZM23 92V91H22ZM29 92V91H28ZM33 92V91H32ZM39 92H40V90H39ZM59 92H60V90H59ZM65 92V91H64ZM106 92V91H105ZM109 92H110V90H109ZM144 92H146V91H144ZM159 92V91H158ZM157 92V93H158ZM263 92H264V90H263ZM262 92V93H263ZM3 93V92H2ZM14 93V92H13ZM38 93V92H37ZM53 95H52V94ZM66 93V92H65ZM131 93V92H130ZM148 93V92H147ZM154 93V92H153ZM259 93V92H258ZM15 94V93H14ZM41 94H42V92H41ZM43 94H44V92H43ZM42 94V95H43ZM44 94V95H45ZM107 94H109V93H107ZM112 94V93H111ZM121 94V93H120ZM166 94V93H165ZM211 94V93H210ZM4 95V94H3ZM8 95H9V93H8ZM12 95V94H11ZM22 95V94H21ZM24 95V94H23ZM34 95H36V94H34ZM38 95V94H37ZM42 95H40V96H42ZM63 95V94H62ZM122 95V94H121ZM127 95V94H126ZM258 95V94H257ZM261 95V94H260ZM260 95H258V96H260ZM28 96V95H27ZM33 96V95H32ZM60 96H61V93H60ZM59 96V97H60ZM120 96V95H119ZM130 96V95H129ZM176 96V94L174 95V97ZM177 96H178V94H177ZM220 96V95H219ZM5 97H6V95H5ZM12 97V96H11ZM10 97V98H11ZM14 97V96H13ZM21 97V96H20ZM23 97V96H22ZM34 98H35V101L36 100H38V99H36L37 98V96H33ZM32 97V99H31V97H30V99L31 100H33L34 98ZM43 97V96H42ZM62 97V96H61ZM64 98H65V95L63 96ZM103 97V96H102ZM107 97V96H106ZM113 97V96H112ZM118 97V96H117ZM163 97V96H162ZM172 97V96H171ZM172 98V99H176V98ZM212 97V96H211ZM215 97V96H214ZM40 98V97H39ZM46 98V99H45ZM44 99L46 100V102H47V99H49L50 100V98H49V96L47 97H45ZM114 98V97H113ZM119 98V97H118ZM168 98H169V96H168ZM179 98V97H178ZM177 98V99H178ZM21 99V98H20ZM43 99V100H44ZM55 99V98H54ZM59 100H60V98H58ZM67 99V98H66ZM65 99V100H66ZM98 99V98H97ZM101 99V98H100ZM110 99V98H109ZM122 99V98H121ZM129 99V98H128ZM164 99V98H163ZM210 99V98H209ZM213 99V98H212ZM22 100H24V99H22ZM28 100V99H27ZM26 100V101H27ZM59 100H56V101H58V102H61V101H59ZM166 100H167V98H166ZM169 100V99H168ZM13 101V100H12ZM34 101V100H33ZM34 101V102H35ZM39 101V100H38ZM51 101V100H50ZM52 101H53V99H52ZM68 101V100H67ZM106 101H108V99L106 100ZM111 101V100H110ZM123 101V100H122ZM132 101V100H131ZM147 101V100H146ZM212 101V100H211ZM210 101V102H211ZM10 102V101H9ZM16 102V101H15ZM34 102H33V105H34ZM55 102V101H54ZM53 102V103H54ZM117 102V101H116ZM154 102V101H153ZM165 102V101H164ZM174 102V101H173ZM212 102H215V104L217 105V103H216V101L213 99V101ZM211 102V103H212ZM29 104L31 103L32 104V101L31 102H28ZM27 103V104H28ZM36 103V102H35ZM107 103V102H106ZM110 103H114L113 101H111ZM128 103V102H127ZM127 103H125V104H127ZM144 103H146V102H144ZM148 103V102H147ZM13 104V103H12ZM58 104V103H57ZM57 104H55V105H57ZM64 104H66V103H64ZM63 104V105H64ZM117 104V103H116ZM124 104V105H125ZM129 104V103H128ZM141 104V103H140ZM143 104V103H142ZM149 104V103H148ZM165 104V103H164ZM213 105V106H215V108H216V105ZM36 105V104H35ZM34 105V106H35ZM53 105V104H52ZM119 105H121V104H119ZM123 105V104H122ZM123 105V106H124ZM138 105V104H137ZM146 106H147V104H145ZM145 105H144V107H145ZM151 105V104H150ZM211 104H210V106H212ZM218 105H219V103H218ZM11 106V105H10ZM31 107H32V105H30ZM29 106V107H30ZM33 106V107H34ZM54 106V105H53ZM65 106V105H64ZM70 106V105H69ZM111 106V105H110ZM126 106V105H125ZM152 106V105H151ZM160 106V105H159ZM158 106V107H159ZM15 107V106H14ZM24 107V106H23ZM57 107V106H56ZM59 107V106H58ZM112 107V106H111ZM110 107V108H111ZM122 106H120V108H121ZM127 107V106H126ZM149 107V106H148ZM22 108V107H21ZM27 108H28V105H27ZM51 108V107H50ZM64 108V107H63ZM93 108H95V106L93 107ZM117 108V107H116ZM124 108V107H123ZM155 108V107H154ZM9 109V108H8ZM95 109H97V108H95ZM94 109V110H95ZM101 108H99V109H97L98 111L100 110ZM131 109V108H130ZM133 109V108H132ZM143 109V108H142ZM151 109V108H150ZM21 110V109H20ZM23 110V109H22ZM113 110V109H112ZM115 110V109H114ZM120 110V109H119ZM123 110H125V108L123 109ZM145 110V109H144ZM147 110V109H146ZM156 110V109H155ZM163 110V109H162ZM212 110H213V108H212ZM219 110V109H218ZM105 111V110H104ZM107 111V110H106ZM108 111H110V110H108ZM127 111V110H126ZM159 111V110H158ZM11 112V111H10ZM19 112V111H18ZM25 112V111H24ZM88 112V111H87ZM101 110H100V112H98V113H100V115H102L101 114ZM114 112V111H113ZM120 112H122V111H120ZM35 113V112H34ZM103 113V112H102ZM104 113H109V112H104ZM111 113V112H110ZM154 113H156V112H152V111H150L149 112V114L148 115H150V116H152V117H149V118H155L154 117ZM162 113H163V111H162ZM18 115V114H17ZM95 115V114H94ZM93 115V116H94ZM99 114H98V116H100ZM105 115V114H104ZM107 115V114H106ZM105 115V116H106ZM156 115V114H155ZM160 115V114H159ZM223 115V114H222ZM145 116V115H144ZM210 116V115H209ZM148 117V116H147ZM222 117H224V116H222ZM103 118H105L104 116H103ZM92 119H93V117H92ZM153 119H152V121H153ZM221 119V118H220ZM101 120V119H100ZM99 120V121H100ZM103 120V119H102ZM105 120V119H104ZM107 120V119H106ZM156 120V119H155ZM94 121V120H93ZM151 121V120H150ZM224 121H225V119H224ZM113 122V121H112ZM115 122V121H114ZM221 122H223V121H221ZM106 123V122H105ZM150 123H152V122H150ZM210 123V122H209ZM224 124V123H223ZM211 125V124H210ZM222 126V125H221ZM94 127V126H93ZM143 127V126H142ZM65 131V130H64ZM259 132V134H257ZM50 134V133H49ZM66 134V133H65ZM255 134H257V135H255ZM163 135V134H162ZM264 135V134H263ZM1 136V135H0ZM4 136V135H3ZM155 137V136H154ZM185 137V136H184ZM257 137V139L256 140H258V139H261V138H258ZM29 138V137H28ZM124 139V138H123ZM122 139V140H123ZM228 139V138H227ZM0 140H2V138H0ZM37 140V139H36ZM134 140V139H133ZM226 140V139H225ZM255 140V139H254ZM255 140V141H256ZM27 141H29V140H27ZM40 141V140H39ZM125 141V140H124ZM245 141V140H244ZM248 141V140H247ZM252 140H250V142H251ZM261 141H262V139H261ZM260 141V142H261ZM2 142V143H1ZM0 143L5 147L7 144H10V143H8V141H1ZM118 142V141H117ZM122 142V141H121ZM239 142V141H238ZM249 142V143H250ZM262 142H264V141H262ZM31 143V142H30ZM111 143V142H110ZM120 143V142H119ZM124 143V142H123ZM122 143V144H123ZM232 143V142H231ZM126 144V143H125ZM25 145H27V144H25ZM30 145V144H29ZM29 145H28V147L27 146H22L21 147V150H14V149H9V148H7L6 150H1L0 149V155H1V157L3 156V158H4V156H5V158L7 157V160H8V158L10 159V163H8V161H7V164H11V162H13V164H16V166L18 167L19 165H21V164H24V163H26L27 164V159H26V157L28 156V155H32V156H30L31 157V159H36V160H38V162L35 160V161H33L35 164H38V166L39 167H41V169L42 168H47V169H49V168H53V167H56V170H57V168L58 169H65V166L66 167H68V165H71L73 168H74V170H75V172H74V170H73V168L70 170H68V169H66V171H68V172H70V174H71V176H72V178H74V180L76 181V182H80V184H83V189L85 190V192H86V197L88 196V198L90 199L89 200V203L90 204H96V205H93V206H90V207H92L94 210H95V212H97V214H98V216H99V218L100 219H104L105 221H107V222H109V223H111V224H113L114 223V220H113V218L110 216V214L108 213V210H109V208L111 209L112 207H115L114 205H113V203L114 202H117V201H119V200H121V199H123V197H124V194L125 193H122V194H118L117 193V191L114 189V187L113 188H111V189H105L102 193H101V189H99V188H95L94 186V183H96V182H98L99 180H101L102 179V181L104 180H106V181H108V178H109V175H114V177H117V175L119 174V172L117 173L115 170H114V168H112V167H110V168H108V169H106V167L105 166H103V165H101L100 163H98V162H96L95 161V163H92L94 160H97V158L98 159H100L99 157H96V158H94L93 160H91L90 159V157L88 158V159H90L92 162H87L86 160V162H84L85 164H83L84 166H83V169H81L82 168V166L80 167V166H78V167H80V168H78L77 167V164H74V163H72L69 159H66V157L64 156V154L62 155V152H61V154H59V151L57 152L56 150H58V148L60 147V146H58V145H56L57 146V148H55L53 145H51V147L53 146V148H54V150L52 151V152H50L51 150H49V151H45L44 149L40 152V154L42 153V152H45L46 154H44L43 153V155L45 156V157H47L46 158V160L47 159H49L50 160V155L52 154H54L53 156L55 157V155L58 157V159H57V157L56 158H52L51 160H54V161H56L57 162V164L55 165V166H51L50 164V166H45V165H47L48 164V162H50V161H46V160H44V162H43V159H41V158H39V157H37L36 156V154H35V151L37 150H35L34 152H33V149H31V147L29 148ZM61 145V144H60ZM117 145V144H116ZM138 145V144H137ZM2 146V147H3ZM15 146V145H14ZM120 146V145H119ZM253 146V145H252ZM261 146V145H260ZM1 147V146H0ZM13 147V146H12ZM35 147V146H34ZM100 147H102L101 145H100ZM114 147H116V146H114ZM123 147V146H122ZM143 148V147H142ZM187 148V147H186ZM256 148H258V147H256ZM255 148V149H256ZM260 148V147H259ZM262 148H264V147H262ZM3 149V148H2ZM61 149H62V147H61ZM61 149H59V150H61ZM100 149V148H99ZM98 149V150H99ZM185 149V148H184ZM188 149V148H187ZM41 150V149H40ZM90 150V149H89ZM110 150V149H109ZM254 150V149H253ZM258 150V149H257ZM63 151V150H62ZM74 151V150H73ZM108 151V150H107ZM184 151V150H183ZM239 151V150H238ZM255 151V150H254ZM13 152V153H12ZM14 152H15V155H14ZM27 152H30V154H28L27 155ZM87 152V151H86ZM90 152V151H89ZM256 152V151H255ZM259 152V153H258ZM261 152V150H259V151H257V153L258 154H262V153H260ZM2 153V154H1ZM64 153V152H63ZM68 153V152H67ZM93 153V152H92ZM256 153V154H257ZM264 153V152H263ZM23 154H26L25 156H23ZM38 154V153H37ZM39 154V155H40ZM50 154V155H49ZM70 154V153H69ZM49 155V156H48ZM71 155V154H70ZM98 155V154H97ZM101 155V154H100ZM81 156V155H80ZM92 156V155H91ZM11 157H15V158H11ZM65 157V158H64ZM93 157V156H92ZM91 157V158H92ZM192 157H193V155H192ZM15 159V160H14ZM45 159V158H44ZM30 160V159H29ZM31 161V160H30ZM53 161V162H54ZM195 162V161H194ZM234 162V161H233ZM6 163V162H5ZM45 163H47V164H45ZM190 163V162H189ZM3 164V163H2ZM25 164V165H26ZM29 164V163H28ZM31 164V163H30ZM55 164V163H54ZM188 164V163H187ZM196 164V163H195ZM194 164V165H195ZM198 164V163H197ZM243 164V163H242ZM12 165V164H11ZM206 165V164H205ZM208 165V164H207ZM15 166V165H14ZM14 166H12V168L14 167ZM24 166V165H23ZM32 166V165H31ZM37 166V165H36ZM35 166V167H36ZM188 166H191V165H188ZM195 166H197V165H195ZM243 166V165H242ZM20 167V166H19ZM105 167V168H104ZM108 167V166H107ZM192 167V166H191ZM190 167V168H191ZM199 167V166H198ZM253 167V166H252ZM111 168L113 169L112 171H110L111 170ZM197 168V167H196ZM13 169H15V167L13 168ZM18 168H16V170H14L15 172H17V173H19V170H17ZM55 168H53L52 170L51 169H49L48 170V172L49 171H52L53 172V170H54ZM78 169H81V171H84L83 172V174H84V176L83 175H81V172H80V174L79 173H77V172H79L80 170H78ZM186 169V168H185ZM193 169H194V167H193ZM33 170V169H32ZM36 170H37V168H36ZM73 170V171H72ZM77 170V171H76ZM117 170V169H116ZM34 171V170H33ZM41 171V170H40ZM44 171V170H43ZM178 171V170H177ZM185 171H187V170H185ZM190 171H192V170H190ZM208 171V170H207ZM47 172V173H48ZM51 172V173H52ZM34 172H32V174H33ZM57 173V172H56ZM61 173V172H60ZM188 173V172H187ZM192 174H193V172H191ZM196 173V172H195ZM14 174V173H13ZM22 174V173H21ZM31 174V175H32ZM67 174V173H66ZM69 174V173H68ZM199 174V173H198ZM197 174V175H198ZM191 175V174H190ZM194 175V174H193ZM193 175H191V177L193 176ZM196 175V176H197ZM19 176V175H18ZM25 176V175H24ZM30 176V175H29ZM34 176V175H33ZM56 176V175H55ZM58 176V175H57ZM190 177V178H191ZM194 177V176H193ZM17 178V177H16ZM163 178V177H162ZM31 179H34V178H31ZM110 179V178H109ZM193 179V178H192ZM156 180V179H155ZM167 180V179H166ZM251 180V179H250ZM91 181H93L92 183H93V186H90V183H91ZM152 181V180H151ZM163 181V180H162ZM168 181H170L169 179H168ZM109 182V184H110V181H108ZM165 182V181H164ZM176 182V181H175ZM89 183V184H88ZM101 183V182H100ZM112 183V182H111ZM157 183V182H156ZM161 184H164V183H162V182H160ZM169 183H171V181L169 182ZM195 183V182H194ZM154 184V183H153ZM152 184V185H153ZM169 185H171L172 187H171V190H178V184H174V183H171V184H169ZM113 186V185H112ZM163 186V185H162ZM161 186V187H162ZM167 186H168V184H167ZM31 191H30V194L32 195H34L35 194V203H37V204H45V205H47V207L48 206H50V207H52V208H54V209H58V208H60L61 206H62V202H60V200L58 199V200H56V199H54V198H51V197H48V196H43V195H41L42 193H40L38 190H37V188H35V187H33L32 185H31ZM37 187V186H36ZM74 187V186H73ZM150 187V186H149ZM258 187H259V185H258ZM257 187V188H258ZM110 188V187H109ZM121 188V187H120ZM119 188V189H120ZM157 188H160V187H157ZM156 188V189H157ZM264 188V187H263ZM116 189H117V187H116ZM122 189V188H121ZM120 189V190H121ZM154 189H155V187H154ZM153 189V190H154ZM160 189H162V188H160ZM166 189V188H165ZM261 189V188H260ZM261 190H263V189H261ZM123 190H121V192H122ZM264 191V190H263ZM84 192V193H85ZM105 192V193H104ZM129 192H131V191H129ZM155 192V191H154ZM163 192V191H162ZM166 192H167V190H166ZM171 192V191H170ZM188 192V191H187ZM77 193V192H76ZM152 193V192H151ZM153 194V193H152ZM237 194V193H236ZM240 194V193H239ZM251 194V193H250ZM257 194V193H256ZM78 195V194H77ZM126 195V194H125ZM235 195V194H234ZM263 195V194H262ZM152 196V195H151ZM101 197V198H100ZM239 197V196H238ZM264 197V196H263ZM7 198V197H6ZM94 198H97L98 199V201L100 200V201H102V203L101 204H99L98 202H96V203H94L93 202V199ZM109 198V199H108ZM261 198V197H260ZM83 199V198H82ZM106 199H108V203H107V200ZM148 199V198H147ZM153 199V198H152ZM104 200L106 201L105 203H104ZM128 200V199H127ZM235 200H237V202L238 201H241V200H239V199H235ZM253 200H254V198H253ZM263 200V199H262ZM95 201V200H94ZM128 202V201H127ZM157 202V201H156ZM156 202H155V204H156ZM161 202V201H160ZM125 203V202H124ZM88 204V203H87ZM115 204V203H114ZM121 204V203H120ZM224 205V204H223ZM227 205V204H226ZM60 206V207H59ZM64 206V205H63ZM233 206V205H232ZM62 208V207H61ZM70 208V207H69ZM113 209V208H112ZM111 209V210H112ZM115 209H117V208H115ZM139 209V208H138ZM160 209V208H159ZM224 209H226V211H230V212H235V210H236V212L237 211H239V210H241V211H249V209H246V208H244L243 206H239V205H237V204H235L233 207H225ZM31 210V209H30ZM151 210V209H150ZM192 210H196V208H194V209H191V208H189V207H186V206H183V207H181L178 211H192ZM201 210V209H200ZM208 210V209H207ZM112 212V211H111ZM177 212V211H176ZM240 213V212H239ZM187 214V213H186ZM185 214V215H186ZM195 214V213H194ZM143 215V214H142ZM168 215V214H167ZM189 215H190V213H189ZM195 215H197V214H195ZM245 215V214H244ZM144 216V215H143ZM202 216V215H201ZM229 216V215H228ZM159 217V216H158ZM182 217H184V215L182 216ZM181 217V218H182ZM187 217V216H186ZM185 217V218H186ZM216 217V216H215ZM137 218V217H136ZM140 218V217H139ZM188 218H189V216H188ZM191 218V217H190ZM144 219V218H143ZM153 219V218H152ZM132 220H133V218H132ZM131 220V221H132ZM183 220H184V218H183ZM191 220V219H190ZM219 220V219H218ZM178 221V220H177ZM180 221V220H179ZM130 222V221H129ZM174 222V221H173ZM195 223V222H194ZM222 223V222H221ZM240 225V224H239ZM159 226H160V224H159ZM195 226V225H194ZM180 227V226H179ZM221 227V226H220ZM234 227V226H233ZM123 228V227H122ZM195 228H197L196 230H198L197 231V238H196V240H195V243L194 242H192L193 244H194V246L195 247H205L204 245H208V246H217L218 247V249L221 251V250H224V251H227L228 253H230V254H232L233 256H235V257H237V259L239 260V262H241V264H245V262L246 261H253V260H257V259H262V258H264V251H261V250H259V251H257V250H255V251H251V250H249V249H242V247H241V239L243 238L240 234H238V237H226V236H222L223 234H221L220 233V230L218 231V230H215V231H213L211 234H208V235H204V234H201L199 231H200V227H195ZM226 230V229H225ZM167 232H171L170 230L169 231H167ZM166 232V233H167ZM147 233V232H146ZM196 233V232H195ZM137 234V233H136ZM164 234V233H163ZM139 235V234H138ZM158 235V234H157ZM162 235V234H161ZM160 235V236H161ZM225 235V234H224ZM148 236V235H147ZM151 236V235H150ZM153 236V235H152ZM156 236V235H155ZM159 236V237H160ZM170 238L172 237V236H175V233H170ZM168 236V234H165V236H161V237H163L164 239H162V240H167V237H169ZM176 236L177 237H179L178 236V234H176ZM232 236V235H231ZM157 238H158V236H156ZM160 237V238H161ZM195 237V236H194ZM158 240H159V238H158ZM161 240V239H160ZM171 239H169V242L171 243V242H173L172 240L170 241ZM163 242V241H162ZM169 242H167V243H169ZM191 243V244H192ZM232 246H231V245ZM168 247H167V249L168 250H170L173 254H176V255H178L177 254V247H176V244H175V246H174V244L172 243V245L170 244V245H168V244H166ZM108 246V245H107ZM200 248V249H201ZM213 248V247H212ZM189 249H194L193 248V245H190V247H189ZM186 251V250H185ZM187 252H189V251H187ZM182 255L184 256L185 254H183L182 253ZM92 257L93 258V256H91V255H84L83 257V259H81V261H83V260H86V258L85 257ZM182 257V256H181ZM94 259V258H93ZM19 261V260H18ZM74 261H80V259H78V260H74ZM83 262H85V261H83ZM93 263H96V264H98L97 262H93Z\"/></svg>","mask_w":264,"mask_h":264},{"label":"crops","instance_id":"obj_3","mask_svg":"<svg viewBox=\"0 0 264 264\" xmlns=\"http://www.w3.org/2000/svg\"><path fill=\"white\" fill-rule=\"evenodd\" d=\"M74 230H76V228H74ZM241 231L243 237L240 241L241 247L244 246L245 249H249L251 251L253 250L259 251L260 250L259 247H263L264 245L263 232L258 234V237L260 238H257V236H255L254 242L257 243L256 244L257 247L253 249V248H249L250 247L249 242L254 244L253 237H250L249 235V228L248 230H244L243 226H241ZM70 238L73 239V237ZM21 241L22 239L19 240V238L16 237L15 235H11V236L0 235V264H20V262H22L23 260H29V261H35L36 263L40 262L47 264H72V261L70 259L71 250L53 245L47 239L44 242H39L38 239L35 240L34 242H30L28 244L26 243L25 245H21ZM107 245L109 247L110 243ZM121 254L122 257L128 261L137 259L149 263L150 260L153 258V255L143 250V247L141 245L131 246L130 251L127 252V249H125L124 252L121 251ZM85 258L86 260H83L85 262L82 261L81 264H96L93 263L94 259L92 257L86 256ZM214 259L215 258H210L204 264H222L220 259H215V260ZM212 260L214 261L210 263V261ZM239 263L241 264V262Z\"/></svg>","mask_w":264,"mask_h":264},{"label":"built area","instance_id":"obj_4","mask_svg":"<svg viewBox=\"0 0 264 264\" xmlns=\"http://www.w3.org/2000/svg\"><path fill=\"white\" fill-rule=\"evenodd\" d=\"M50 243L56 245L61 248L69 249L70 258L72 260L83 259L84 255H91L94 258V261L98 264H149L148 262H142L140 260H126L122 257L121 251L116 250V248L111 245H103L102 243H89V248L85 246L84 248L78 247L75 239H72L66 235L62 230H50ZM46 239L41 240L40 242H44ZM24 264H26L23 260ZM22 261V262H23ZM157 264V263H152ZM163 264H171L169 261Z\"/></svg>","mask_w":264,"mask_h":264}]
</instances>
